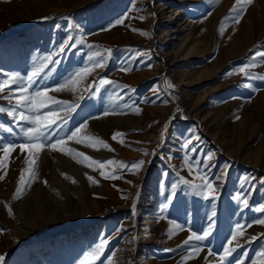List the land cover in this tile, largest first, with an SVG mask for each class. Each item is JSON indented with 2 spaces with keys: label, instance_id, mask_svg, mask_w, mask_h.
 I'll list each match as a JSON object with an SVG mask.
<instances>
[{
  "label": "rangeland",
  "instance_id": "374dc122",
  "mask_svg": "<svg viewBox=\"0 0 264 264\" xmlns=\"http://www.w3.org/2000/svg\"><path fill=\"white\" fill-rule=\"evenodd\" d=\"M202 1L0 0V82L10 73L26 78L41 58L54 53L57 62L34 78L29 91L54 89L78 70L91 67L86 45L59 52L69 35H83L87 44L101 51L112 48L104 67L93 71L111 74L107 79L115 84L105 94L112 97L110 101L101 97L99 108L91 110L96 102L83 92L92 73L76 92L49 93L77 108L67 114L62 110L65 104L53 109L67 120L60 136L70 135L86 121L87 128L80 135L99 137L112 150L97 145V151L74 140L68 142L69 147L101 161H145L138 172L120 170L118 178L105 179L95 166L77 163L74 154L45 149L35 169L36 179L14 198L27 155L17 148L0 180L2 264H81L84 254L101 238H108L109 243L95 264H107L113 253L114 264H219L236 224L245 226V234L239 238L241 247L225 264L259 260L264 225L252 222L264 218V213L255 211L264 204V80L246 78L238 69L252 55L250 50L264 46V0H252L238 24L224 20L235 0L217 4L208 0L205 6ZM208 12L212 15L204 19ZM122 17H126L124 23L115 24ZM123 67L130 70L121 71ZM248 71L262 75L264 63L257 62ZM22 83L28 86L26 79ZM17 87L12 85L0 94V107L15 106V100L6 97ZM18 111L32 114L27 109ZM0 124L14 133L0 129V145L25 142L20 127H29V122L0 112ZM116 132L125 135L113 140ZM185 156L191 158L192 171ZM196 161L201 162V173H207L218 188L215 200H205L181 186L168 204L171 186L181 177L201 182ZM204 161L208 168L203 167ZM225 165L229 167L221 177ZM85 173L99 183L90 182ZM238 193L248 199V207L235 199ZM162 205L167 208L162 210ZM171 221L183 226L174 229V235L169 233L174 228ZM209 223L212 234L206 240L183 245L191 231L202 234ZM193 247L200 251L184 260Z\"/></svg>",
  "mask_w": 264,
  "mask_h": 264
},
{
  "label": "snow or ice",
  "instance_id": "6c2138e0",
  "mask_svg": "<svg viewBox=\"0 0 264 264\" xmlns=\"http://www.w3.org/2000/svg\"><path fill=\"white\" fill-rule=\"evenodd\" d=\"M211 4L219 3V0H209ZM252 0H235L231 8L229 9L228 15L224 17V20L232 19L235 23H240V20L243 16L244 11L246 10V6L251 4ZM154 15V14H153ZM212 15L211 12H208L207 15L204 16V19H207L208 16ZM140 19H144V17H139ZM42 19L47 20L49 17H43ZM124 19L126 17H122L115 21V24H123ZM223 24V22H222ZM115 25H110L109 27H114ZM106 30V29H102ZM134 31H138V29H133ZM223 29L221 28V32ZM143 35H149L148 33H142ZM70 41H74L73 43H69ZM78 45H86L89 48L88 59L92 63L91 67H85L78 70L70 79L66 80L64 83L58 84L54 89L48 87H42L37 91L31 92L29 91L31 85L34 83V78L39 77L41 73L45 72L46 69L49 68L50 64H54L57 61L54 59V54H50L46 57L40 59V61L32 68L31 72L28 73L27 77H21L20 73H10L7 74V78L0 82V94L5 93L6 91L12 88V85H17L18 87L12 92L8 97H6L10 102L12 99L15 100V106L12 108H4L0 107V112H7L9 117H14L17 121H27L29 122L30 126L24 128L22 125L20 127V132L25 138V142L20 144H16L14 142L5 143L0 145V180H3L7 174V166L10 162L11 154L19 148L21 154H27L25 157V164L26 167L21 169L20 177L18 180V185L16 188V193L14 194V198L17 194L23 192L24 187L29 186V181L34 180L37 177V173L35 171L40 153L45 149H50L52 151H58L65 154H74L72 158L77 160V163L84 164L86 167L93 168L95 166L96 170H99V175L105 179H116V172L120 170H127V171H135L138 172L142 166L144 165V160H138L133 162H124L118 161L115 159H108V160H97L94 159L92 156L87 155L84 151H79L75 148L69 147V141H75L76 144L84 145L87 148H92L94 150H99L97 145L102 146L103 148L112 150L110 145L104 141L103 139L93 136V135H85L81 136L80 133L82 130L87 128V122L80 124L74 131L71 132L70 135L66 137L60 136V132L63 131L64 126L67 124V120L60 116L59 113L54 108L65 104L67 107L62 109L67 114L68 112L74 111L76 105L67 104L66 101L57 100L55 97L49 95L50 92H61L64 90H68L71 92H76L78 90V86L81 85L82 81L87 78L95 68L104 67V62L106 59L111 58L113 49L112 48H104L103 51L99 49L98 46L93 44H87L86 38L83 35L73 37L71 35L68 36L67 40L59 45V52L63 53L66 48H76ZM261 47L264 46H257L256 49L250 50L252 51V55L248 58L247 62L244 63L241 67H239L238 71L242 73L246 78L255 80H264V74L257 75L249 72V69L255 68L257 62L264 63V51L260 50ZM96 48L95 51L92 49ZM106 54V55H105ZM140 56V53L136 54ZM133 60L136 57L132 58ZM143 63V60L140 61ZM150 66V65H149ZM128 67L121 68V71H129ZM231 75V73H229ZM26 79L27 87L23 85V81ZM115 82L113 80L107 78H100L98 83L93 82V85H89V88H95V93H99L102 89L106 86L113 85ZM168 87H173L170 83L167 85ZM247 87H251V85H246ZM127 87V86H125ZM134 91V90H133ZM154 102V101H153ZM128 105H125L127 107ZM27 109L28 112L32 113L31 115L25 114L24 111H18V109ZM135 112L139 113L141 111L140 108L136 107L134 109ZM108 113H105L107 115ZM0 129L4 131L14 134L13 129L11 127L6 126L5 124H0ZM125 134L122 132H116L113 134L112 139L115 140L117 137H122ZM199 139V137H196ZM122 142V141H121ZM191 141H187L185 143V147L190 144ZM195 151V149H192ZM82 159H77V158ZM211 156L209 155V158ZM185 163L189 167V171L193 170V163H191V158L188 156L184 157ZM200 161L195 162V172L196 175L200 179V183H194L183 177L177 183H173L171 186V193L167 196L168 204L173 203L175 197L178 195V189L183 186L185 189H188L192 192H195L197 195L202 196L205 200L214 201L216 198V193L218 191L217 186L213 181L208 178L207 173H201L200 168ZM108 166H115L108 170ZM203 167L208 168L209 164L207 161L203 162ZM229 166L225 165V171L221 173V177L226 175L227 168ZM62 175H66L63 174ZM88 180L92 183H99L93 176L88 175L85 173ZM221 177H217L220 179ZM69 178V177H66ZM242 179H248V177H244ZM46 184L47 181H44ZM72 183H76L74 179H72ZM129 183H131L129 181ZM125 199L127 197H124ZM235 199L239 202L242 207H248L249 201L246 197H244L243 193H238ZM213 207L215 205L213 204ZM167 205H162V210L166 209ZM9 214H11L12 209L8 207ZM131 211L133 215H136L137 212V205L135 202L131 205ZM256 212L264 213V204H261L259 207L255 209ZM215 216V212L212 214ZM252 223L254 224H261L264 225V218H259L254 220ZM171 224L174 228L169 229V233L174 235L175 230H182L183 226L177 224L175 221H171ZM135 226V225H133ZM249 227L251 225H248ZM244 225L236 224L235 228L231 232V236L227 241V244L224 245L223 254L219 258V264H225L228 257H230L237 248L241 247L239 243V238L244 236ZM212 234V224L209 223L208 227L203 229L202 234H197L195 231H191V234L183 241V245L190 246L192 241H204ZM252 239H255L253 237ZM109 243L108 238H101L100 242L92 248L90 251L84 254V257L81 261V264H95L96 261H99L101 257L105 253L106 246ZM200 251L199 247L191 248L190 255H186L183 257L184 260H188ZM114 253L107 257V264H114ZM257 257L259 260H254L253 264H264V249L257 253ZM3 256H0V264H2ZM237 264H243V261L238 260Z\"/></svg>",
  "mask_w": 264,
  "mask_h": 264
},
{
  "label": "crops",
  "instance_id": "0c3cea01",
  "mask_svg": "<svg viewBox=\"0 0 264 264\" xmlns=\"http://www.w3.org/2000/svg\"><path fill=\"white\" fill-rule=\"evenodd\" d=\"M60 74H59V77L61 78L62 76H63V74L61 73V72H59ZM92 80H91V82H88L87 84H88V88L87 89H84L85 90V92H83V94L84 93H88L87 94V97H89L92 101H94V102H96L95 104H93V106L91 107V110L93 109V110H96L97 108H99V104L97 105V102L100 100V98L101 97H104V99L106 100V101H110L111 99H112V97H106L105 96V94H107V93H109L110 92V86H106L104 89H102L99 93H95V94H93L94 93V91H95V88L94 87H92L91 89L89 88V85H93V82H96V83H98V81H99V79L100 78H107L109 75H111V74H104L103 76L101 75V72H98V73H96V72H92ZM68 80V79H67ZM66 80H63V81H61V83H64ZM103 93V96H101V94ZM80 97V98H79ZM78 97V101L79 100H81V97L82 96H79ZM104 104V103H103ZM101 107V106H100ZM77 110V108H75V110L74 111H76ZM73 111V112H74ZM105 113H107V112H104L103 111V115H105Z\"/></svg>",
  "mask_w": 264,
  "mask_h": 264
},
{
  "label": "bare ground",
  "instance_id": "6f19581e",
  "mask_svg": "<svg viewBox=\"0 0 264 264\" xmlns=\"http://www.w3.org/2000/svg\"><path fill=\"white\" fill-rule=\"evenodd\" d=\"M207 1H208V0H203V1H202V2L204 3V4H203L204 6L207 4ZM208 4H209V2H208ZM208 4H207V5H208ZM199 14H200V13H199ZM216 105H217V103H216ZM214 106H215V105H214ZM41 189H42V188H41ZM48 193H49V192H48ZM30 196H31V195H30ZM35 198H36V200H37L39 197L37 198V196H36ZM32 199H33V198H32ZM40 199H41V198H40ZM41 201H42V200H41ZM42 203H43V202H42ZM37 204H38V203H37ZM34 205H35V204H34ZM38 206H39V205H38ZM43 207H44V206H43ZM40 213H41V212H40ZM35 218H37V217H35ZM53 220H54V219H53ZM39 221H40V220H39ZM38 260H39V259H38ZM36 261H37V260H36ZM42 262H43V261H42ZM36 263H38V262H36Z\"/></svg>",
  "mask_w": 264,
  "mask_h": 264
}]
</instances>
